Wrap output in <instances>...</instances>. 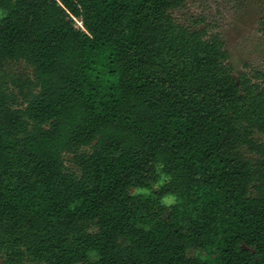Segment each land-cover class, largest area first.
Here are the masks:
<instances>
[{
	"label": "trees",
	"instance_id": "obj_1",
	"mask_svg": "<svg viewBox=\"0 0 264 264\" xmlns=\"http://www.w3.org/2000/svg\"><path fill=\"white\" fill-rule=\"evenodd\" d=\"M182 5L0 0L1 264H264V74Z\"/></svg>",
	"mask_w": 264,
	"mask_h": 264
},
{
	"label": "rangeland",
	"instance_id": "obj_2",
	"mask_svg": "<svg viewBox=\"0 0 264 264\" xmlns=\"http://www.w3.org/2000/svg\"><path fill=\"white\" fill-rule=\"evenodd\" d=\"M183 5L172 12L175 21L183 26L193 27V22L203 20V25L210 27L212 33H219L224 40L229 63L237 72L264 74V36L258 30V22L264 11V0H182ZM4 11L0 9V19ZM0 70L17 78L32 79L31 69L22 62L5 61ZM258 137V136H257ZM88 149H85L87 151ZM244 157H250L243 151ZM65 164L73 168L71 156H64ZM157 185L152 187L156 190ZM149 190H131V194H148ZM162 202L170 205L174 197L167 196ZM190 256L205 258L206 255L192 250ZM1 264V261H0ZM24 264H32L26 261Z\"/></svg>",
	"mask_w": 264,
	"mask_h": 264
}]
</instances>
